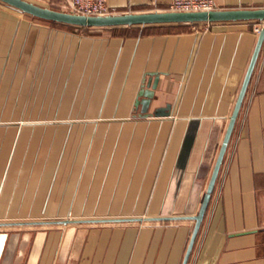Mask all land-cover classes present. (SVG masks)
<instances>
[{"label": "crops", "instance_id": "1", "mask_svg": "<svg viewBox=\"0 0 264 264\" xmlns=\"http://www.w3.org/2000/svg\"><path fill=\"white\" fill-rule=\"evenodd\" d=\"M262 24L67 25L0 0V264H181ZM186 264H264V39Z\"/></svg>", "mask_w": 264, "mask_h": 264}, {"label": "water", "instance_id": "2", "mask_svg": "<svg viewBox=\"0 0 264 264\" xmlns=\"http://www.w3.org/2000/svg\"><path fill=\"white\" fill-rule=\"evenodd\" d=\"M7 4L19 8L27 13L35 16L69 23L73 25L84 26H128V25H145L155 23H176V22H198V21H227V20H246V19H258L263 20L256 42L250 56L245 74L243 76L238 95L236 97L233 109L229 116L227 126L225 128L221 143L218 148V152L211 169L210 176L203 194L199 209L196 214L192 215L194 219L193 228L181 261V264H186L190 250L192 248L196 233L200 226L204 212L206 210L210 194L213 190L214 183L218 174L220 164L223 159V155L242 102V98L247 87L248 81L251 76L253 66L255 64L260 46L264 39V7H236V8H212L209 10H151V11H139V12H121L110 14H95L86 15L81 13H75L70 11H64L48 6H43L34 3L30 0H1ZM154 82L152 83V87ZM142 98L141 110L146 113V107L149 98L152 95V90L149 88H141L139 90ZM154 115H166L168 114V105L156 108L153 112ZM163 216H159L161 218Z\"/></svg>", "mask_w": 264, "mask_h": 264}, {"label": "built area", "instance_id": "3", "mask_svg": "<svg viewBox=\"0 0 264 264\" xmlns=\"http://www.w3.org/2000/svg\"><path fill=\"white\" fill-rule=\"evenodd\" d=\"M60 10L86 15L116 13L106 0H61ZM214 0H170L167 10H209L214 8ZM261 25L254 27L258 33Z\"/></svg>", "mask_w": 264, "mask_h": 264}, {"label": "trees", "instance_id": "4", "mask_svg": "<svg viewBox=\"0 0 264 264\" xmlns=\"http://www.w3.org/2000/svg\"><path fill=\"white\" fill-rule=\"evenodd\" d=\"M59 22V21H58ZM65 24H67V25H73V24H69V23H65ZM82 26V25H81ZM128 26H130V25H128ZM127 27V26H126Z\"/></svg>", "mask_w": 264, "mask_h": 264}, {"label": "rangeland", "instance_id": "5", "mask_svg": "<svg viewBox=\"0 0 264 264\" xmlns=\"http://www.w3.org/2000/svg\"><path fill=\"white\" fill-rule=\"evenodd\" d=\"M56 9H58V8H56ZM62 10H64V9H62Z\"/></svg>", "mask_w": 264, "mask_h": 264}]
</instances>
